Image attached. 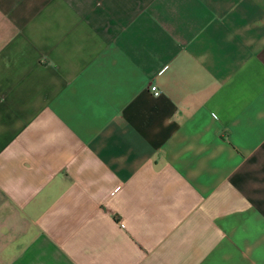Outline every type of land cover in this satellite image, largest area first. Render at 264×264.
I'll return each instance as SVG.
<instances>
[{
  "label": "crops",
  "instance_id": "1",
  "mask_svg": "<svg viewBox=\"0 0 264 264\" xmlns=\"http://www.w3.org/2000/svg\"><path fill=\"white\" fill-rule=\"evenodd\" d=\"M0 264H264V0H0Z\"/></svg>",
  "mask_w": 264,
  "mask_h": 264
},
{
  "label": "built area",
  "instance_id": "2",
  "mask_svg": "<svg viewBox=\"0 0 264 264\" xmlns=\"http://www.w3.org/2000/svg\"><path fill=\"white\" fill-rule=\"evenodd\" d=\"M150 89L153 91L154 94H159L161 89L159 88L158 84H152Z\"/></svg>",
  "mask_w": 264,
  "mask_h": 264
}]
</instances>
